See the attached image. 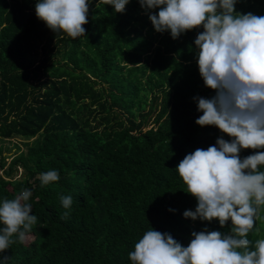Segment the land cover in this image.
<instances>
[{
    "label": "trees",
    "instance_id": "trees-1",
    "mask_svg": "<svg viewBox=\"0 0 264 264\" xmlns=\"http://www.w3.org/2000/svg\"><path fill=\"white\" fill-rule=\"evenodd\" d=\"M36 2L0 0V141L25 147L6 168L0 147V203L29 190L37 217L29 244L13 236L0 256L7 264H132L129 253L150 228L184 247L192 232L229 234L230 221L221 228L183 216L197 201L176 171L197 148L230 140L195 123L197 98L215 94L196 62L202 28L173 39L154 30L148 16L158 9L130 0L117 13L89 0L85 36L73 39L38 20ZM235 11L264 16V0H238ZM50 170L59 180L42 185ZM62 195L72 197L70 209ZM247 238L253 246L264 239V207Z\"/></svg>",
    "mask_w": 264,
    "mask_h": 264
},
{
    "label": "clouds",
    "instance_id": "clouds-1",
    "mask_svg": "<svg viewBox=\"0 0 264 264\" xmlns=\"http://www.w3.org/2000/svg\"><path fill=\"white\" fill-rule=\"evenodd\" d=\"M122 13L130 0H105ZM238 0H138L158 33L170 32L173 39L202 28L194 41L199 75L215 94L197 98L202 115L200 127L214 126L229 141L218 138L207 149L197 148L176 167L189 195L195 198L194 211L185 218L229 221V234L220 231L192 232L184 247L171 235L150 228L129 253L132 264H264V239L247 237L264 207V16L235 11ZM89 0H37L35 14L54 33L76 39L85 36ZM241 150H251L243 159ZM59 180L55 170L40 176L42 185ZM29 190L0 203V253L20 241L36 224L37 217L27 201ZM70 209L71 196H61ZM68 215L67 212L64 214ZM9 257L0 256V264Z\"/></svg>",
    "mask_w": 264,
    "mask_h": 264
},
{
    "label": "rangeland",
    "instance_id": "rangeland-1",
    "mask_svg": "<svg viewBox=\"0 0 264 264\" xmlns=\"http://www.w3.org/2000/svg\"><path fill=\"white\" fill-rule=\"evenodd\" d=\"M23 142L19 139H12V140H2L0 141V147L3 150V156L6 157L5 159V168L7 167L8 163L11 161L12 157L17 155L20 151L24 152L25 147L22 144ZM2 171L0 169V176L2 175ZM22 173L21 168H17L16 173L13 175L14 178H19ZM31 237L27 236L24 240L25 244H29L31 241Z\"/></svg>",
    "mask_w": 264,
    "mask_h": 264
}]
</instances>
